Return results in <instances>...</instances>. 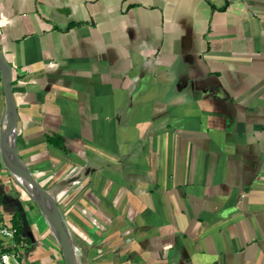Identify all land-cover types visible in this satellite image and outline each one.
<instances>
[{"label": "crops", "instance_id": "crops-1", "mask_svg": "<svg viewBox=\"0 0 264 264\" xmlns=\"http://www.w3.org/2000/svg\"><path fill=\"white\" fill-rule=\"evenodd\" d=\"M0 55L74 264H264V0H0ZM0 223L66 264L1 157Z\"/></svg>", "mask_w": 264, "mask_h": 264}, {"label": "water", "instance_id": "water-1", "mask_svg": "<svg viewBox=\"0 0 264 264\" xmlns=\"http://www.w3.org/2000/svg\"><path fill=\"white\" fill-rule=\"evenodd\" d=\"M0 73H1V78H2V84H3V90H4V94H5V99H6V112H5V123H4V128L2 129V132L0 134V157L2 160V163L11 171V173L13 174V176L16 177V175L12 172L11 170V166L8 162L5 161V149H6V140L8 138V135L11 131V129H14L16 127L15 122H16V111H15V107L12 101V96L10 93V74H9V69L7 64L5 63V61L3 60V58L0 55ZM9 110L12 111V121L11 123L6 124V117L7 114L9 112ZM15 157L18 161V164L25 170V172L27 173L29 179L33 182V184L36 186V188L43 194L45 195L48 200L50 201L51 205L53 207H55V213L52 214V218L54 219V222L56 224L57 230L59 232V244L60 247L62 249L63 255H64V260L66 264H74L73 262V258H72V250H71V246L69 243V237L68 234L66 232V230L64 229V227L62 226V222L61 219L58 215L57 212V207L56 204L54 203V201L51 199V197L42 189H40V187H38L36 185V183L34 182V180L31 178L29 172L20 164L17 156H16V151H15ZM57 232V233H58Z\"/></svg>", "mask_w": 264, "mask_h": 264}, {"label": "bare ground", "instance_id": "bare-ground-1", "mask_svg": "<svg viewBox=\"0 0 264 264\" xmlns=\"http://www.w3.org/2000/svg\"><path fill=\"white\" fill-rule=\"evenodd\" d=\"M12 111L9 110L6 117V124L11 123L12 121ZM14 138H15V128L11 129L8 138L6 140V149H5V161L8 162L13 170V173L16 175L17 180L22 186L30 193V195L36 200L38 205L41 207L44 215L50 226L56 232L58 239L60 237L59 232L57 230L54 219L52 218V214L55 213V207H53L48 200V198L43 195L33 184V182L29 179L25 170L18 164V161L15 157V146H14ZM58 232V233H57Z\"/></svg>", "mask_w": 264, "mask_h": 264}, {"label": "built area", "instance_id": "built-area-1", "mask_svg": "<svg viewBox=\"0 0 264 264\" xmlns=\"http://www.w3.org/2000/svg\"><path fill=\"white\" fill-rule=\"evenodd\" d=\"M4 123H5V117H4ZM16 233H17V230L14 227H12L10 225L3 224V223H0V244L5 239H9V238L14 237L16 235ZM8 257H9V255L7 253L2 252L1 255H0V262H4Z\"/></svg>", "mask_w": 264, "mask_h": 264}, {"label": "rangeland", "instance_id": "rangeland-1", "mask_svg": "<svg viewBox=\"0 0 264 264\" xmlns=\"http://www.w3.org/2000/svg\"><path fill=\"white\" fill-rule=\"evenodd\" d=\"M0 250H1V249H0ZM1 251L4 252V250H1ZM2 252H1V253H2ZM1 253H0V255H1Z\"/></svg>", "mask_w": 264, "mask_h": 264}, {"label": "trees", "instance_id": "trees-1", "mask_svg": "<svg viewBox=\"0 0 264 264\" xmlns=\"http://www.w3.org/2000/svg\"><path fill=\"white\" fill-rule=\"evenodd\" d=\"M2 251L0 250V253H1Z\"/></svg>", "mask_w": 264, "mask_h": 264}]
</instances>
